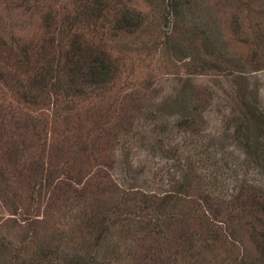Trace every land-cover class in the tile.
I'll return each mask as SVG.
<instances>
[{
  "label": "rangeland",
  "instance_id": "rangeland-1",
  "mask_svg": "<svg viewBox=\"0 0 264 264\" xmlns=\"http://www.w3.org/2000/svg\"><path fill=\"white\" fill-rule=\"evenodd\" d=\"M100 1L0 0V264H264V0Z\"/></svg>",
  "mask_w": 264,
  "mask_h": 264
},
{
  "label": "trees",
  "instance_id": "trees-1",
  "mask_svg": "<svg viewBox=\"0 0 264 264\" xmlns=\"http://www.w3.org/2000/svg\"><path fill=\"white\" fill-rule=\"evenodd\" d=\"M97 3L95 5V7L92 9V10H89L90 14L93 13V15H95L96 17H99L97 16L98 15V12H99V6L103 5V2H101L100 0H96ZM112 10V9H111ZM119 20L116 19V23H120V24H124L122 25L123 28H130L132 26H134L135 24L134 23H139L141 17L139 15H137V13L133 12V11H130L126 8H123L122 7V10L119 11ZM74 44L71 45V50H72V56H76L77 59H76V68H79L81 69L83 67V65H85V62H84V58L86 57L87 54H89L91 56V50L88 46H80L75 40L73 41ZM82 51H86L87 53L86 54H83L82 55ZM87 55V56H89ZM81 59V63L79 62V59ZM86 69H87V74L89 75V78L93 79V78H101V77H107L109 76V73H110V67L108 65L107 62H105V59L101 56V54L99 55H96V57H93V59L91 61L88 62L87 66H86ZM181 183L178 184V186H181L184 182H185V178H183ZM127 190H123V193H127L126 192ZM129 192V191H128ZM153 200H150L152 202H156V205H157V223H160V221L163 220V227H164V230H168L170 226H172L173 224V219H174V216H166L164 217L163 219L160 217V212L161 210L163 209H166V208H172L173 204H174V201L176 200L175 196L173 195V193L168 192V193H164L163 195H157V199L156 198H152ZM236 203L238 204V202L236 201ZM235 203V204H236ZM117 209L116 206H114L111 211L106 210V213L108 214H115L116 215H121L123 216L122 212H120V210L117 209V211H115ZM124 211V210H122ZM214 218V217H213ZM203 222H199L198 221V225L200 226V229L202 231V233H199L198 236L195 238L194 236L197 235L195 233V231H193L194 233H191L189 235V237L185 236V235H176L175 237L172 236V235H169V238H168V233L166 236H163V239L164 240H179L181 241L182 243L183 242H194V241H204L206 238L211 240V241H216L220 238L221 235H219L218 233V228L215 226V223H217V221H215L214 219L210 220V223H208V220L205 218V216H203ZM120 221H122V219H119ZM126 219H124L125 221ZM182 222L181 221H178L176 225H174V229H177L180 224ZM207 225V226H205ZM177 234V232H175ZM157 234V233H155ZM162 234V233H160ZM195 234V235H193ZM170 236H171V239H170ZM179 245V244H178ZM73 264H77V262L75 261Z\"/></svg>",
  "mask_w": 264,
  "mask_h": 264
}]
</instances>
